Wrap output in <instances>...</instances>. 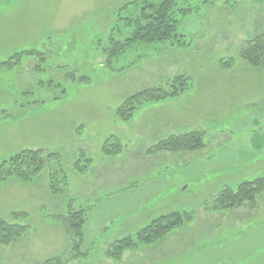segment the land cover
Here are the masks:
<instances>
[{
    "label": "rangeland",
    "instance_id": "1",
    "mask_svg": "<svg viewBox=\"0 0 264 264\" xmlns=\"http://www.w3.org/2000/svg\"><path fill=\"white\" fill-rule=\"evenodd\" d=\"M133 1L0 0V163L27 150H42L62 155L70 198L81 197L85 182L97 190L126 169L132 181L154 179L143 192L148 194L159 190L155 183L164 178L157 177L161 164L145 156L148 151L150 155L159 154H151L156 145L148 146L161 141L155 134L179 129L184 135L181 133L185 129L193 127L189 133H202L205 148L198 154L179 152L170 156L178 162L205 159L215 169L216 177L211 179L217 186L209 189L207 181L195 196L186 193L182 197L179 193L180 198L174 199L178 207L187 206V212L193 214L184 226L195 224L196 215L207 210L219 212L223 214L219 219L223 230H210L211 235L228 237L238 212L244 224L255 221L258 226L245 235L238 232L236 239L223 247L217 243V248L221 247L223 253L235 247L245 253L250 245L264 250V192L255 204L233 211H214L205 206L226 188L237 189L242 181L264 177V67H252L241 59L247 42L264 35V3H179L177 10L193 8L186 16L177 13L181 21L177 34L185 38L184 45L176 41L145 48L136 45L109 66L106 50L132 34L129 20L137 17L139 8L126 6ZM31 51L42 54V64L35 56L14 57ZM230 62L231 67L223 66ZM180 76L190 81L183 94L142 106L129 122L117 115L131 96L155 88L169 89L172 80ZM106 143H120L121 153L104 155ZM82 151L92 162L85 172L77 173L74 168ZM184 153L192 155L184 158L180 155ZM104 159L107 162H102ZM227 164L232 169H227ZM152 165L154 168H148ZM219 165L225 171H217ZM181 174L170 175L181 179ZM49 185L46 172L30 185L18 180L0 185V217L12 225L27 227L26 234L9 245H0V264H40L58 256L67 258L65 264H130L134 257L133 263L143 264L142 260L147 264L140 255L131 254L163 240L128 250L120 261L111 260L106 252L118 241H113L116 230H108L106 209L92 213L101 219L100 225L95 217L90 221V209L81 258H73L72 237L55 221L67 212L68 198L53 196ZM165 198L150 206L157 211L155 219L163 216L159 203ZM224 213L234 214L233 218ZM115 219L117 226L120 221ZM153 221H147L141 229ZM211 222H216L215 216ZM141 229L126 237H134Z\"/></svg>",
    "mask_w": 264,
    "mask_h": 264
},
{
    "label": "trees",
    "instance_id": "2",
    "mask_svg": "<svg viewBox=\"0 0 264 264\" xmlns=\"http://www.w3.org/2000/svg\"><path fill=\"white\" fill-rule=\"evenodd\" d=\"M192 0H134L129 3L139 8L135 19H130L133 25L132 34L124 41L114 42V48L107 52V62L111 66L115 59H119L124 54L134 49L136 45L145 47L158 43H172L176 41L179 45H184L185 38L177 34L181 21L178 19V12L184 16L192 13L193 8L188 7L177 10L179 3L188 5ZM209 1V0H205ZM264 3V0H257ZM176 9V10H175ZM113 40V39H112ZM23 55L35 56L40 59V64L44 61L42 54L37 51L18 53L14 57ZM13 57V58H14ZM241 59L248 65L260 68L264 67V35L255 37L247 42V49L241 52ZM231 62L223 64L224 67H231ZM42 71L43 68H37ZM73 77V76H71ZM190 86V81L184 76L176 77L172 80L169 89L155 88L143 91L128 98L118 109L117 115L124 121H131L136 112L144 105L158 103L167 99L176 98L183 94ZM206 146L205 136L199 132L188 133L180 136L170 137L152 150L154 153H198ZM120 143H106L102 152L106 156L121 153ZM92 161L86 158L85 153L80 152V159L75 164L74 171L85 172ZM46 172L49 176V190L53 196L67 197V212L64 215L55 217V221L65 227L72 237L71 255L73 258H81L80 251L85 242L84 227L88 219V211L91 206H81L76 199L69 196V184L67 170L62 155L46 153L42 150H27L19 153L0 163V185L18 180L26 185H30L42 174ZM264 192V177H257L252 180L242 182L237 189L226 188L210 204H206L207 209L214 211H233L248 204H255L260 194ZM192 213H172L155 219L150 225L141 229L134 237H126L118 240L108 248L107 258L120 261L124 253L128 250L138 249L143 245L155 244L164 239L171 232L181 228L192 220ZM16 216V215H15ZM27 227L10 224L0 217V245H9L22 235L26 234ZM67 258L58 256L40 264H65Z\"/></svg>",
    "mask_w": 264,
    "mask_h": 264
},
{
    "label": "crops",
    "instance_id": "3",
    "mask_svg": "<svg viewBox=\"0 0 264 264\" xmlns=\"http://www.w3.org/2000/svg\"><path fill=\"white\" fill-rule=\"evenodd\" d=\"M192 129L193 127L185 129L187 131L181 134L192 132ZM168 130L170 132L166 133ZM178 130L179 129L171 131L170 129H166L164 132H161V135L157 132V134H155L157 136L156 139L162 142L170 137L178 136L180 135ZM155 145L157 144L150 143V145H148L149 149ZM225 151L227 152L228 150ZM141 154H143V152ZM170 155L173 154L159 153L157 155H150L149 151L146 152L145 156L152 157L150 159H154L153 161H158L159 164H161L156 171L157 177L164 178H160L157 183H155L159 187L157 191L143 194L145 188L150 186L152 183L151 181L154 179H149L144 182L132 181L130 177L127 178L126 169L120 177H113L110 181L107 180L108 182H105L100 187L98 186L97 190H95L93 184H89L88 181L85 182L82 187H85L86 190L80 191L79 195L81 197L74 196L77 198L76 200L80 205L83 202V205L87 204V206H91L90 221L95 217L98 219L99 225L102 222L101 219L100 222L98 216L92 213L95 210L103 211L106 209V214L104 213V215L109 219V223L107 222L108 230H116L115 234L113 233L115 235L113 241L132 235L136 230L146 226L147 221H153L155 215H157V211H155V208H150V206L153 202H159V198L163 196L167 197L159 203V205L162 206L159 210L163 212V216L174 212H187L189 207L184 205H179L178 207L174 199L180 198L179 193H182V197H184L186 193L195 196L196 191L198 193L200 191L199 187L207 181H209V189L217 186L215 183L216 181L213 182L212 180L213 177H216V174H214L215 169H213L212 165H209L208 161L205 159H200L197 162H178V158H171ZM180 155L187 158L188 155L192 154L184 153ZM173 159L176 161H173ZM105 161L107 162L106 159L102 162ZM154 165L148 168H154ZM225 167L227 169H232L229 164L225 165ZM216 169L219 172L225 171V168L221 169L220 165ZM171 172L172 175L175 174V172H183V174L180 175L182 178L172 177L170 175ZM211 182H213V184ZM240 184H238V186ZM90 188L93 189L90 190ZM80 198L82 200H80ZM169 199L171 200L170 202L168 201ZM121 212H124L122 213L124 215L120 214ZM205 213H203V215H196L197 219L194 222L195 224L179 228L173 231L168 238L163 239L161 243L149 246L150 248L143 247L139 253L131 255H140L141 259H146L147 264H261V260L264 259V250L258 245L256 247L250 245V248L245 253H243V248L238 247H235L230 253H223L221 252L222 249H219L223 247L224 244L231 242L234 238L236 239L235 235H237L238 232L241 235H245L248 232L250 233V231H253L251 230L252 227L258 226V223L251 221L250 223L244 224L238 212H235L238 217H236L237 219L234 221L233 229L231 230L232 232L230 231L231 233L229 236L223 237L222 234L221 236H213L210 230H220L221 228L223 230L222 224L219 222L220 216L223 214H219L218 212V214L215 213V215L214 212H210L209 210L205 211ZM225 215L228 216V218H233L234 214L231 213V215H227L226 213ZM213 216H215L216 222L209 223ZM116 217L120 221L117 226L114 225L116 223ZM205 221L206 224H209L206 225ZM86 225H88V223ZM84 231L86 235V230ZM217 243H222L221 247L217 248ZM135 260V257L130 259V262H132L130 264H136L133 263ZM141 262L144 264V261L141 260Z\"/></svg>",
    "mask_w": 264,
    "mask_h": 264
}]
</instances>
